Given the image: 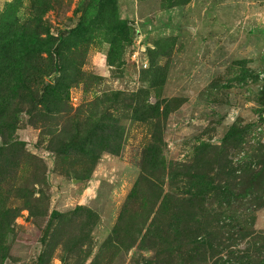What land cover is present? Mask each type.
<instances>
[{"label": "rangeland", "instance_id": "374dc122", "mask_svg": "<svg viewBox=\"0 0 264 264\" xmlns=\"http://www.w3.org/2000/svg\"><path fill=\"white\" fill-rule=\"evenodd\" d=\"M0 264H264V0H0Z\"/></svg>", "mask_w": 264, "mask_h": 264}]
</instances>
